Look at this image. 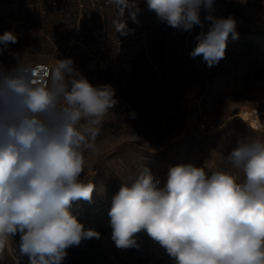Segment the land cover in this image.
<instances>
[{"label": "clouds", "instance_id": "clouds-1", "mask_svg": "<svg viewBox=\"0 0 264 264\" xmlns=\"http://www.w3.org/2000/svg\"><path fill=\"white\" fill-rule=\"evenodd\" d=\"M109 3L117 9L114 28L127 35L122 17L135 9L136 20V0ZM146 3L172 28L202 29L190 56L209 67L225 57L230 34L238 38L234 17L213 15L215 0ZM16 42L12 31L0 35V45ZM73 63L44 69L17 56L14 67H0V252L19 233L28 264H62L68 248L100 238L68 209L92 199L94 183L81 179L84 153L98 152L100 125L118 101L111 85H92ZM225 159L233 171L171 166L163 187L147 167L130 175L108 213L116 247H138L143 230L175 264H264V139L238 141Z\"/></svg>", "mask_w": 264, "mask_h": 264}, {"label": "rangeland", "instance_id": "rangeland-1", "mask_svg": "<svg viewBox=\"0 0 264 264\" xmlns=\"http://www.w3.org/2000/svg\"><path fill=\"white\" fill-rule=\"evenodd\" d=\"M134 21L125 9L127 35L117 32V9L109 0H0V35L12 31L16 43L0 45V67L17 56L27 63L71 58L94 86L115 89L117 105L100 125L98 152L86 151L81 179L95 188L91 201H73L69 211L100 238L72 246L62 264H175L146 231L138 247L117 248L108 215L128 177L147 167L163 187L171 166L193 164L206 171H233L225 157L240 140L264 139V0H215L213 15L236 20L225 57L209 67L192 58L199 26L184 32L136 0ZM201 20L207 15L201 10ZM204 21V31L208 30ZM257 109L262 126L238 113ZM135 113V118L131 113ZM20 234L9 238L0 264H28L19 250Z\"/></svg>", "mask_w": 264, "mask_h": 264}, {"label": "bare ground", "instance_id": "bare-ground-1", "mask_svg": "<svg viewBox=\"0 0 264 264\" xmlns=\"http://www.w3.org/2000/svg\"><path fill=\"white\" fill-rule=\"evenodd\" d=\"M238 116H240L246 122H250L255 127L262 126V120L259 116V111L257 109L243 108L238 113Z\"/></svg>", "mask_w": 264, "mask_h": 264}, {"label": "built area", "instance_id": "built-area-1", "mask_svg": "<svg viewBox=\"0 0 264 264\" xmlns=\"http://www.w3.org/2000/svg\"><path fill=\"white\" fill-rule=\"evenodd\" d=\"M61 0H49L50 3L56 5L58 2H60ZM78 2H81L82 0H76ZM32 65H35V66H40L41 68H44V69H50L52 68V64L48 63V62H44V61H39V62H35V63H31Z\"/></svg>", "mask_w": 264, "mask_h": 264}]
</instances>
